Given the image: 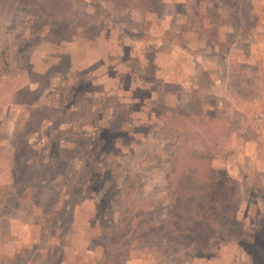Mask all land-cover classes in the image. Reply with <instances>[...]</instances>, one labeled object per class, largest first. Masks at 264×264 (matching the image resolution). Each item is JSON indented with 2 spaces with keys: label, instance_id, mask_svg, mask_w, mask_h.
I'll use <instances>...</instances> for the list:
<instances>
[{
  "label": "rangeland",
  "instance_id": "obj_1",
  "mask_svg": "<svg viewBox=\"0 0 264 264\" xmlns=\"http://www.w3.org/2000/svg\"><path fill=\"white\" fill-rule=\"evenodd\" d=\"M0 264H264V0H0Z\"/></svg>",
  "mask_w": 264,
  "mask_h": 264
},
{
  "label": "trees",
  "instance_id": "obj_2",
  "mask_svg": "<svg viewBox=\"0 0 264 264\" xmlns=\"http://www.w3.org/2000/svg\"><path fill=\"white\" fill-rule=\"evenodd\" d=\"M187 172H189V170H188ZM182 174H184V172H183ZM192 175H193V174H192ZM192 175H191V176H192ZM184 177H188V176H187V175H182V178L185 180ZM186 182H188V181H186ZM196 182H199V181L196 180ZM206 183L212 185L211 181H209V180H206ZM179 184H181V183L179 182ZM185 184L189 185V187H187L188 189L191 188V187H194V186H193L192 184H190L189 182H188V183H185ZM185 184L182 183V187H184L183 185H185ZM184 188H186V187H184ZM190 199H191V197H190ZM176 207H178V205H176ZM106 255H107V254H106Z\"/></svg>",
  "mask_w": 264,
  "mask_h": 264
}]
</instances>
